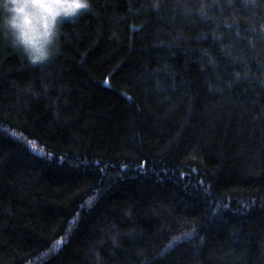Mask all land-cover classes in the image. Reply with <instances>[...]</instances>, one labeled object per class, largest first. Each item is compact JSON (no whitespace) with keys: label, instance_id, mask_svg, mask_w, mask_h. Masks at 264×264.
<instances>
[{"label":"trees","instance_id":"16d2710c","mask_svg":"<svg viewBox=\"0 0 264 264\" xmlns=\"http://www.w3.org/2000/svg\"><path fill=\"white\" fill-rule=\"evenodd\" d=\"M90 3L0 36V264H264V0Z\"/></svg>","mask_w":264,"mask_h":264},{"label":"clouds","instance_id":"9594fccd","mask_svg":"<svg viewBox=\"0 0 264 264\" xmlns=\"http://www.w3.org/2000/svg\"><path fill=\"white\" fill-rule=\"evenodd\" d=\"M90 8V0H0V36L42 65L58 50L61 25Z\"/></svg>","mask_w":264,"mask_h":264}]
</instances>
